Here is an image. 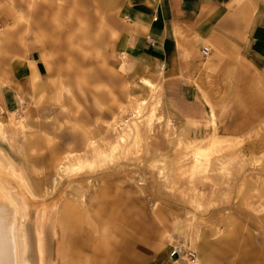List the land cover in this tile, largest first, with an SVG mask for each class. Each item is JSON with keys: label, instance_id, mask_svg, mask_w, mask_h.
I'll return each instance as SVG.
<instances>
[{"label": "rangeland", "instance_id": "rangeland-1", "mask_svg": "<svg viewBox=\"0 0 264 264\" xmlns=\"http://www.w3.org/2000/svg\"><path fill=\"white\" fill-rule=\"evenodd\" d=\"M120 3L0 0V150L15 168L0 181L26 214L7 188L0 199L24 223L28 255L42 245L46 264H264V114L231 121L250 105L243 89L264 91L262 64L194 37L131 55ZM188 140H223L226 167L212 155L187 172Z\"/></svg>", "mask_w": 264, "mask_h": 264}, {"label": "crops", "instance_id": "crops-1", "mask_svg": "<svg viewBox=\"0 0 264 264\" xmlns=\"http://www.w3.org/2000/svg\"><path fill=\"white\" fill-rule=\"evenodd\" d=\"M118 14L117 34L131 55L170 52L194 37L236 46L242 58L247 53L264 68V0H121Z\"/></svg>", "mask_w": 264, "mask_h": 264}, {"label": "bare ground", "instance_id": "bare-ground-1", "mask_svg": "<svg viewBox=\"0 0 264 264\" xmlns=\"http://www.w3.org/2000/svg\"><path fill=\"white\" fill-rule=\"evenodd\" d=\"M75 35H76L75 32L70 31L67 35L68 36L67 40L70 46L75 47V45L76 46L79 45V47H81L79 44L78 36ZM210 44L215 46L216 55L223 53L224 51L223 46L220 43H218V41L210 42ZM215 56H212L210 60L207 61L206 66L212 67L214 65ZM219 59L220 56L216 58V62H218ZM214 76L216 77L217 74H215ZM63 84H64L63 82L60 83L61 86ZM241 92H242V96L245 98L246 101H248V104L250 105L245 111L236 109L237 111L236 110L235 111L237 112V114L233 112V114L231 115L232 118L231 121H233L234 124L238 123L236 121H238L239 118H245L247 120L250 119L251 121H253L251 117L264 114V106H262L264 103L262 105L261 104L258 105L256 101V100H262V102L264 101V91L262 92L261 89L257 88L255 89V95L253 94L254 91L249 89H243ZM187 99L193 100L194 96L191 97L187 96ZM137 112L139 113V111ZM190 121L192 122L193 119H190ZM16 123L17 122H13L12 124V127L14 129H16L18 126V123L17 124ZM244 131L245 130H242L240 137L243 136ZM83 138H84L83 139L84 142H87V140L89 139L86 132H85V137ZM225 140L229 141V143H231L232 141L230 139H225ZM222 142L223 140H219V141L214 140L211 145L207 147H203L202 145H197L196 142L194 143L188 140V142L186 143L187 158L185 159V161H183V165L187 164L188 166H191V169L188 170L187 172L189 171L192 172L194 169L206 171L207 167L209 166V157L212 155L216 157V161H217L216 164L220 165V169H224L226 167V161L222 157L221 153L223 152L225 144H223ZM89 144L92 146L94 145V142L91 141V143L89 142ZM11 166H12V161L7 157V155L2 153V151L0 150V169L4 167L5 169L12 171L15 168ZM0 186H1L0 193L2 191V188H4L3 190H5L6 188L8 189V187L1 181H0ZM8 193L12 201L15 203L19 214L25 215L26 210L22 204L21 198L17 194L10 191L9 189H8ZM36 232L38 233L39 236L42 234L41 222L36 227ZM161 241H163V238ZM29 252H31V246L29 244L28 234L24 227V223L21 222L19 218L17 219V221L14 220L11 217L10 212L7 211L4 202L0 199V264H40V263L46 264L45 263L46 260L42 256V253L44 252L42 245L40 249L35 250L32 248V253L30 255H28Z\"/></svg>", "mask_w": 264, "mask_h": 264}, {"label": "built area", "instance_id": "built-area-1", "mask_svg": "<svg viewBox=\"0 0 264 264\" xmlns=\"http://www.w3.org/2000/svg\"><path fill=\"white\" fill-rule=\"evenodd\" d=\"M202 52L204 55H209L210 54V49L208 47H204L202 49ZM172 256H178L179 258H183V257H188L191 261H195L197 258V254L194 250L192 249H186L183 247H176L173 251H172Z\"/></svg>", "mask_w": 264, "mask_h": 264}]
</instances>
